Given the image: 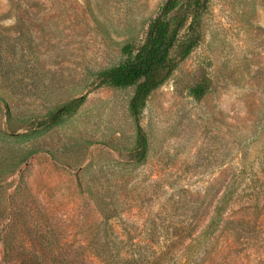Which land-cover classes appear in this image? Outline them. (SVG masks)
Wrapping results in <instances>:
<instances>
[{"label": "rangeland", "instance_id": "rangeland-1", "mask_svg": "<svg viewBox=\"0 0 264 264\" xmlns=\"http://www.w3.org/2000/svg\"><path fill=\"white\" fill-rule=\"evenodd\" d=\"M166 1L0 0V264H264V0H210L141 115L144 160L135 88L97 87Z\"/></svg>", "mask_w": 264, "mask_h": 264}, {"label": "trees", "instance_id": "trees-1", "mask_svg": "<svg viewBox=\"0 0 264 264\" xmlns=\"http://www.w3.org/2000/svg\"><path fill=\"white\" fill-rule=\"evenodd\" d=\"M209 4L210 0H167L150 22L144 42L138 48L126 46L124 48V53L127 55L126 61L97 74L98 88H135L129 106V111L137 122V140L131 152L134 157L138 156L142 160L147 157L148 139L141 126L140 118L148 99L176 69L177 64L172 57L173 51L179 48V57L183 60L198 46L200 41L198 28L202 16L209 9ZM178 11L181 14L175 15ZM185 31L189 33L182 40ZM192 93L201 98L206 94V88L197 85L192 89ZM85 100V96L74 99L56 107L46 115L31 116L24 121L37 124L39 130L49 131L76 112ZM0 105L7 107V124L17 120L8 102L2 96H0ZM172 252H175L174 249H170L165 258L169 257V253ZM211 255L208 251L204 258L200 259V256L199 259L205 262ZM127 264H134V262L130 259L127 260Z\"/></svg>", "mask_w": 264, "mask_h": 264}]
</instances>
